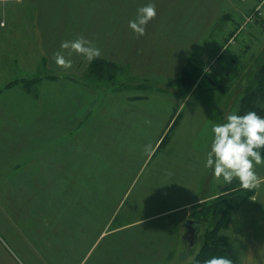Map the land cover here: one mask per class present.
<instances>
[{"label":"rangeland","instance_id":"374dc122","mask_svg":"<svg viewBox=\"0 0 264 264\" xmlns=\"http://www.w3.org/2000/svg\"><path fill=\"white\" fill-rule=\"evenodd\" d=\"M73 2L0 1V89L23 86L38 95L40 81L51 78L54 83L68 84L66 92H53L56 101L64 103L60 105L74 112L77 102L89 112L78 126L66 124L55 113L51 124H44V120H35L42 117L35 116V109L23 108L20 125H7L0 118V134L10 137L0 139V264H38L32 258L44 264L45 247H82L93 225L104 222L102 215H108L118 193L124 192L121 215L109 229L153 215L125 229L126 233L116 232L121 242L132 236L137 261L142 254L156 256L157 245L151 247L149 241L156 240L170 220L171 233L179 230L178 246L168 264H188L213 223L208 220L196 247L189 249L187 242H181L185 232L181 216L188 219L199 198L213 199L231 194L230 187L241 188L238 180L231 184L217 180L205 163L212 127L225 122L229 114L239 113L245 89L243 71L264 47V19H260L264 18V3L259 8L262 0H80L86 11L83 18L74 19L76 11L69 10V20H81L79 26H71V34L81 30L100 49V57L118 64L94 76L92 62L83 56L68 57L73 62L68 70L53 60L61 43L76 37L67 35L64 28L66 37H54L50 27L46 36L40 29V6L49 8L50 19L59 20L64 17L61 10ZM149 3L156 6V18L146 26L145 35L137 37L128 23L136 19L139 7ZM184 68L194 75V83L184 76ZM71 83L83 85L82 89L76 87L75 92ZM66 93L69 104L63 97ZM94 97L97 102L91 107ZM43 126L60 138L69 130L78 136L88 134L90 154L83 159L77 156V167L85 168L88 162L84 176L91 173L88 178L93 180L96 173L91 169L102 159L97 151H103L105 168H110L104 172L106 179L122 187L82 189L77 186L84 173H68L59 169L62 165L42 172L48 163L18 157L19 152L33 149L25 138ZM19 134L24 137L21 142ZM81 138L76 143L85 150L87 142ZM58 142L62 143L58 148L65 149L66 141ZM255 170L264 177V164ZM71 178V187L60 186L64 184L61 180L69 183ZM254 191L224 231L234 240L241 264H264V184ZM103 194L104 198H97ZM180 206H184L180 211L160 214ZM160 239L169 242L166 237ZM81 254H74L71 264Z\"/></svg>","mask_w":264,"mask_h":264},{"label":"crops","instance_id":"0c3cea01","mask_svg":"<svg viewBox=\"0 0 264 264\" xmlns=\"http://www.w3.org/2000/svg\"><path fill=\"white\" fill-rule=\"evenodd\" d=\"M9 1V0H8ZM83 7L85 5L82 3ZM80 3H71L67 4L65 10H63V19L55 20V19H50V12L49 8L45 5V7L40 6V15L39 17L41 18L39 21L40 24V29L44 30L45 35L47 36V30L48 27L52 28L51 30V35L55 36H65L66 33L62 31V28L66 29L68 34L71 35V37H79L82 36V31L80 30L79 32H73L71 34L70 28L71 26L75 23L78 25V22L81 20H69L68 19V14L70 13L69 10L76 11L77 16L74 18H83L86 11ZM75 7H77L76 10ZM53 10H56L58 7L56 6H51ZM47 13L49 17L47 16ZM55 20V21H51ZM214 20L208 24L209 27L212 26ZM66 26V28H65ZM79 26V25H78ZM66 37V36H65ZM1 40V39H0ZM1 43V41H0ZM39 83V92L40 94L38 95H33L30 92H28L23 86H15V87H1L0 89V118L4 119L9 125V123H14L17 125H20V115L24 116L23 113V108L24 109H35V116L42 115V117H38L35 120H44V124H51V118L54 116L55 117L64 120L66 124L74 122V125L78 126L82 124V119L87 117L88 111H86L83 108H80L81 104H78L76 102L75 108L76 111L72 112L71 107L66 109L65 106L60 105L64 104L62 101L61 103H58L55 98L53 97V92L54 91H59L62 90L64 92L67 91L65 88L68 84L64 85L65 82L57 84V81L54 80L52 81L51 78H44L42 81ZM67 82V81H66ZM73 84L74 91L76 92L77 89L76 87H80L82 89L79 83H71ZM63 92V93H64ZM68 93L63 97L67 98L65 99L68 101L65 104H69V98H68ZM79 101H81L82 96L78 95ZM97 102V97H94L92 100V105ZM59 116H57V114ZM51 114L53 116H51ZM81 117V118H80ZM55 119V118H54ZM37 121V122H40ZM36 123V122H34ZM80 123V124H79ZM37 124V123H36ZM19 128V127H18ZM48 128V129H47ZM82 127H80L81 129ZM7 131V130H6ZM69 134H66L65 137H58L55 133H52L49 131V127L43 126L42 128H36L35 130V135L34 136H29L25 138L28 143L31 141L33 149L30 150L25 149L23 152L21 151V154L19 152L18 157L20 155L24 156L27 161L28 159L31 160L33 159V162H36L39 160L42 165L48 163L47 165H44L43 168L39 171L45 172V171H51L53 170V166H59L62 165L63 167L59 168L63 171H67L68 173H72L74 171L82 172L84 173L80 179L81 185L77 186L82 189H92V188H99V189H105L107 188H121L120 182L116 185L115 183L110 182V180H107L105 177V170L106 172L109 171V167L107 169L105 168V162H104V152L103 151H97V155L102 158L101 160L98 161L96 166L92 167V171L96 173L95 177L93 180H89L88 177H90V174L85 178V173H87V166H89L88 162L85 168L77 167L78 164L76 162L77 156H80V159H83V157L88 156L90 153H88L87 145H88V140H90L88 134H84V136H78V134H74L69 130ZM0 139L1 141L3 139L8 140V133L6 136L0 134ZM82 137V138H81ZM10 138V137H9ZM23 136L19 134V140L18 142H21L23 140ZM81 138L87 143H85L86 149L84 150L83 147L80 148L76 141ZM160 139V138H159ZM61 140H65L64 147L65 149L58 148L59 146H62ZM160 142V141H159ZM157 141L156 145L159 143ZM21 144H19L20 146ZM67 145V148H66ZM61 149V150H60ZM59 155V157H57ZM25 161V160H24ZM64 161V162H63ZM53 163V164H51ZM68 165V167H67ZM75 165L76 167H73ZM108 165V164H106ZM47 166H49L47 168ZM94 168V169H93ZM56 170L58 168H55ZM115 173V172H114ZM69 177V176H68ZM71 177V176H70ZM72 178L69 180V183H65L63 180V185H60L61 187H71L69 184L71 183ZM55 186V185H53ZM57 186V185H56ZM58 185V187H60ZM126 193L124 192L123 195L119 194L116 197V201L113 202L114 204L108 208V215L103 216L102 215V221L101 225H93L91 234L89 237H87V242L84 244L83 240V246L82 247H45L46 252L43 257H47V260H44L48 264H71L70 258L74 256V254L82 253L81 257L78 261H76L74 264H168L169 261L173 258V254L175 252L177 245V239H178V230L172 232V224L170 223V220L166 223L163 233L159 234V237L156 239L157 244L155 243L154 245H157V250L155 251V255H147L144 256L143 254L139 256L140 262L137 261L136 254H137V247H134V241L132 236L127 237L126 239H122L123 242H121V238L116 235L117 231L120 232H128L125 229H129L131 227L134 228L136 226L135 224H138V222L142 220H148L150 217H142L139 219H134L131 222L126 223L123 226H117L109 229V226L112 224L113 220L116 218V216L121 215L119 210L122 202H125V197ZM104 198V194L101 195L100 197H97L98 199ZM200 201L206 200V199H198ZM99 201V200H98ZM109 203V202H107ZM185 206V205H184ZM184 206L172 208L165 210L164 212L160 214H165L167 212H170L174 210L175 212L180 211L184 208ZM33 208H35L32 205ZM160 214H155V215H160ZM125 230V231H124ZM167 236V238L171 237L172 238V247L165 246L169 245V242H162V237ZM160 239V240H159ZM90 240V242H89ZM183 233H181V242H183ZM120 243V244H119ZM90 245V246H89ZM159 246V247H158ZM44 248V247H39ZM67 249H71V252H67ZM78 251H75L77 250ZM43 251V250H42ZM82 251V252H81ZM27 257L30 256V252L28 251L26 253ZM34 256V255H32ZM144 256V257H143ZM32 258V257H31ZM148 258H151L149 260ZM34 262L40 263L37 258H32ZM73 264V263H72Z\"/></svg>","mask_w":264,"mask_h":264},{"label":"clouds","instance_id":"9594fccd","mask_svg":"<svg viewBox=\"0 0 264 264\" xmlns=\"http://www.w3.org/2000/svg\"><path fill=\"white\" fill-rule=\"evenodd\" d=\"M156 15L154 3L139 7L136 19L129 21L128 27L137 37L144 36L146 26ZM60 49L53 54V60L64 70L72 68L73 62L68 57L73 54L83 56L89 63L101 56L100 49L84 36L63 41ZM211 131L205 167L212 170L214 177L217 180L222 178L227 184L238 180L240 187L249 191L264 184V177L258 176L255 170L257 165L264 164L260 152L264 149V118L254 111L243 115L229 114L225 122L214 125ZM203 264H233V261L213 256Z\"/></svg>","mask_w":264,"mask_h":264},{"label":"trees","instance_id":"16d2710c","mask_svg":"<svg viewBox=\"0 0 264 264\" xmlns=\"http://www.w3.org/2000/svg\"><path fill=\"white\" fill-rule=\"evenodd\" d=\"M78 2L80 3V0H74L73 3ZM61 13H63V10H61ZM117 65V63L111 60L99 57L92 61L90 72L91 75L97 76L106 70H114ZM182 72H184V76L190 80V83L195 82L194 75L190 76V73L186 70V68H184ZM243 74L245 78V89L242 88L243 96L240 100L241 107L238 114L243 115L249 111H254L259 116L264 118V47L255 57L253 64L243 71ZM31 81L27 83H32ZM190 83L188 86H190ZM26 85L28 86L29 84ZM27 88L28 87H26V89ZM258 101H262L263 106H261V102L258 103ZM260 152L261 156L264 157V149H261ZM230 188L227 190H231V194L227 195L224 193L213 199L203 200L196 203V207L193 209L191 216L188 219H194L202 222V229L205 227L208 220L212 221L213 226L204 231L200 250L195 255V258L188 264H203L206 259L213 256H223L231 259L233 264H241L238 255L239 253L235 248L237 246L233 242L234 240L229 235L224 234V231L229 229L233 214L237 212L243 204L248 202L252 196H254L255 191L254 189L249 191L242 188L236 189V187ZM180 221L182 223L186 221L184 215L181 216ZM200 234L201 231L199 236ZM156 236L157 238L159 237V235ZM165 237L167 238V236ZM167 239L169 241V245L165 246L172 247V238L169 237ZM149 242V246L151 247L155 243L157 244L156 240L152 241L150 239ZM153 247H155V245Z\"/></svg>","mask_w":264,"mask_h":264},{"label":"water","instance_id":"95a60500","mask_svg":"<svg viewBox=\"0 0 264 264\" xmlns=\"http://www.w3.org/2000/svg\"><path fill=\"white\" fill-rule=\"evenodd\" d=\"M202 229V222L194 219L185 221V232L183 240L188 243L189 249H194L197 244V238Z\"/></svg>","mask_w":264,"mask_h":264},{"label":"built area","instance_id":"2783aa9c","mask_svg":"<svg viewBox=\"0 0 264 264\" xmlns=\"http://www.w3.org/2000/svg\"><path fill=\"white\" fill-rule=\"evenodd\" d=\"M263 3H264V0H262L261 6H259V8H263ZM260 13L262 14V11H260Z\"/></svg>","mask_w":264,"mask_h":264}]
</instances>
